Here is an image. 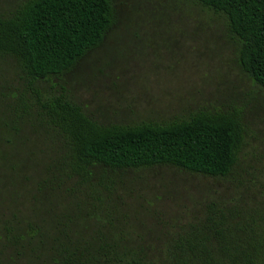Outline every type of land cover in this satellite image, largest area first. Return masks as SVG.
I'll return each mask as SVG.
<instances>
[{"label": "rangeland", "instance_id": "1", "mask_svg": "<svg viewBox=\"0 0 264 264\" xmlns=\"http://www.w3.org/2000/svg\"><path fill=\"white\" fill-rule=\"evenodd\" d=\"M21 1L0 0V12ZM110 2L112 25L100 44L45 83L65 87L103 123H165L198 111L235 112L241 142L230 172L221 177L171 165L111 169L94 163L88 187L106 198L97 206L79 184L58 179L67 160L61 139L3 124L1 118H11L3 94L20 74L3 57L0 217L36 220L70 211L78 230L83 219L101 230L108 221L147 240L160 227L201 221L208 228L206 216L264 228V88L241 69L238 43L223 16L191 0Z\"/></svg>", "mask_w": 264, "mask_h": 264}, {"label": "trees", "instance_id": "2", "mask_svg": "<svg viewBox=\"0 0 264 264\" xmlns=\"http://www.w3.org/2000/svg\"><path fill=\"white\" fill-rule=\"evenodd\" d=\"M191 1L223 16L238 43L241 69L264 88V0ZM111 25L110 0H25L0 12V58L13 60L20 73L3 94L11 116L1 118L3 124L61 139L67 160L58 179L79 184L97 206L106 198L88 187L94 163L227 175L241 142L235 112L198 111L165 123H103L65 87L45 83L97 47ZM72 215L0 217V264H264V228L248 222L206 216L208 228L201 221L160 227L147 240L108 221L101 230L83 219L78 230Z\"/></svg>", "mask_w": 264, "mask_h": 264}]
</instances>
